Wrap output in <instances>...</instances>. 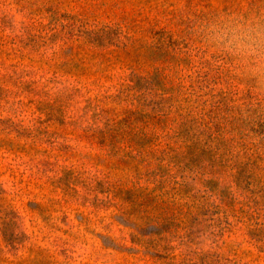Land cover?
I'll use <instances>...</instances> for the list:
<instances>
[{
  "label": "rangeland",
  "instance_id": "rangeland-1",
  "mask_svg": "<svg viewBox=\"0 0 264 264\" xmlns=\"http://www.w3.org/2000/svg\"><path fill=\"white\" fill-rule=\"evenodd\" d=\"M236 23L264 0H0V264H264V80L210 31Z\"/></svg>",
  "mask_w": 264,
  "mask_h": 264
},
{
  "label": "clouds",
  "instance_id": "clouds-1",
  "mask_svg": "<svg viewBox=\"0 0 264 264\" xmlns=\"http://www.w3.org/2000/svg\"><path fill=\"white\" fill-rule=\"evenodd\" d=\"M212 42L243 62L247 71L264 80V24L210 26Z\"/></svg>",
  "mask_w": 264,
  "mask_h": 264
},
{
  "label": "trees",
  "instance_id": "trees-1",
  "mask_svg": "<svg viewBox=\"0 0 264 264\" xmlns=\"http://www.w3.org/2000/svg\"><path fill=\"white\" fill-rule=\"evenodd\" d=\"M159 158V160H160V162L161 163H163L164 161H166L167 160V158H166V155H165V153L163 152V155L162 156H160V157H158ZM171 161H173L174 159H175V157H170L169 158ZM170 161V162H171ZM160 170L163 172V171H166V169H165V167H164V165H161L160 166ZM189 189L188 188H186V190H183L182 188H179V189H177L176 190V192H175V194H173L172 195V197L174 198V200H176L177 198H178V200L179 199H181V201L183 200V199H185V198H189L191 201H193V200H197L198 201V198H197V196L196 195H191V196H188V194H189ZM132 199L131 200H133L134 201V204H135V206H137L138 207V209H140V208H142L143 206H145L147 203H150L151 201H152V197L149 195V194H143V193H141V194H139V195H135L134 194V192L132 193ZM193 205H191V207H192ZM137 209V210H138ZM190 214H192V212H189V214L188 215H190ZM182 222H184V227H185V229H187V231H188V233H192V228L190 227V225L188 224V223H192V220L190 219V218H186L184 221H182ZM190 235H192V234H189L188 236L190 237Z\"/></svg>",
  "mask_w": 264,
  "mask_h": 264
}]
</instances>
